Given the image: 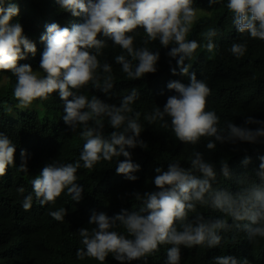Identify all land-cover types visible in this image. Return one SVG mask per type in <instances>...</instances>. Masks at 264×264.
Listing matches in <instances>:
<instances>
[{
	"label": "clouds",
	"instance_id": "1",
	"mask_svg": "<svg viewBox=\"0 0 264 264\" xmlns=\"http://www.w3.org/2000/svg\"><path fill=\"white\" fill-rule=\"evenodd\" d=\"M55 3L63 10V27L55 22L46 25L40 37L44 49L39 68H34L29 63H19L29 54L35 57L38 51L37 44L25 34L23 24L15 20L20 7L15 0H0V82L7 81V72L15 77L13 95L22 110L58 93L63 102L59 115L73 131L69 142L80 152L73 162L57 159L43 167L31 180L32 193L24 196L22 208L31 210L33 194L41 206L54 205L62 194L74 202L81 201L84 188L78 183V170L93 169L102 161L112 162L114 157L126 158L116 161L117 174L131 181L138 179L134 173L141 170V165L133 162L128 149L148 147L141 138V112L133 107L141 93L136 87L125 94L113 92L117 83L113 66L120 65L129 80L141 79L156 73L157 64H163L160 45L171 46L167 55L178 58L179 66V70L173 67L171 71L183 76L165 81L161 94L172 95L163 107H153L143 119L150 125L170 129L176 140L193 146L187 166L174 160L167 170L156 168L153 182L157 190L132 194L138 208H124L113 216L93 212L88 221L90 227L77 230L83 247L76 250V259L105 264L111 256L121 264H147L154 253L163 252L164 264H181L182 247L212 249L228 240L235 244L240 234L253 245L264 241V155L258 157L260 163L251 173L234 176L227 160L208 159L195 147L203 142L206 150L214 152L217 144H258L264 138V119L249 115L242 125L232 120L221 124V116L209 107L212 88L205 78H197L198 66L193 67L190 61L198 48L212 53L219 33L209 27L202 33L204 43L189 39L194 25L203 19L198 15L201 9L196 6L197 0ZM208 5L210 10L216 5L226 8L231 24L242 37L247 34L252 40L264 41V0H208ZM157 40V51H153L149 44ZM248 47L247 39L234 40L228 52L239 60ZM85 89L103 92L109 102L96 94L89 97ZM16 151L12 137L0 131V177L6 175L9 166L15 167ZM20 156L18 170L27 175V150L21 149ZM242 163L247 166L251 157L246 155ZM223 180L232 181L235 187L224 186ZM17 192L23 194L24 187L17 188ZM202 209L220 215L206 216ZM47 214L63 222L68 209L61 206ZM162 245L169 247L164 251ZM238 250L241 258L250 252L244 240ZM212 261L249 264L247 258L241 261L229 254L217 255Z\"/></svg>",
	"mask_w": 264,
	"mask_h": 264
},
{
	"label": "trees",
	"instance_id": "2",
	"mask_svg": "<svg viewBox=\"0 0 264 264\" xmlns=\"http://www.w3.org/2000/svg\"><path fill=\"white\" fill-rule=\"evenodd\" d=\"M20 7V14L15 18L24 26L25 34L37 44L35 57L29 54L28 58L19 63H29L39 68V61L44 49L40 40L46 31V25L59 23L63 27V10L55 0H15ZM196 6L201 9L198 15L202 16L189 39H196L204 43L202 33L209 27H215L219 35L214 38L216 49L209 53L202 47L198 48L190 63L198 66L200 77L205 78L212 88L209 98V107L221 116V124L225 120H232L237 125L244 124L246 116L264 119V41L252 40L244 34L242 37L231 24V14L226 8L219 5L214 10L208 9V0H197ZM248 40V51L244 57L237 60L228 48L234 40ZM149 46L157 51L156 43ZM169 48L160 45V60L158 71L149 73L141 79L129 80L121 71L120 65L115 64L113 71L117 83L112 90L125 94L132 87L139 89L140 99L133 107L141 112V123L144 130L141 138L148 145L147 148H129L131 159L141 165V170L134 173L137 180L131 181L123 174H117L116 161L126 159L124 156L114 157L112 162L102 161L93 169L78 170L77 175L83 188V199L74 202L71 197L62 194L57 202L41 206L33 194V207L29 211L22 208L24 196L32 193L31 180L38 175L43 167L54 160L73 162L79 158L80 152L69 142L73 132L63 121L59 112L63 102L59 94H53L46 101L34 102L28 109L17 107L18 101L13 95L15 77L11 72L4 73L8 79L0 82V131L5 132L17 144L15 167L9 166L5 176L0 177V264H99L98 261L86 258L83 261L76 259V250L83 245L77 230L88 227V221L93 212H105L113 216L127 208H138L139 203L134 199L133 193L157 190L153 182L155 169L167 170L168 164L180 160L184 166L193 151L192 145H184L175 139L170 129L159 125H150L143 119V115L150 112L153 107H163L169 93L161 94V87L165 81L176 80L183 75H174L173 67L179 70L178 58L167 55ZM188 61H186L187 63ZM159 63V62H158ZM170 63V65H167ZM39 71V69H37ZM42 73V72H41ZM203 73V75H202ZM43 74V73H42ZM90 97L98 95L109 102V97L103 92L92 89L84 90ZM115 99L113 96L110 101ZM39 107L43 110H40ZM11 108V112H9ZM256 128L258 125H249ZM112 129H106L111 131ZM76 132L79 133V130ZM82 139V138H81ZM205 153L206 158L213 161L225 159L234 176L242 173H251L260 161L259 156L264 155V138L258 144L237 142L236 144H217L214 152L203 147V142L195 146ZM21 149L28 153L29 173L26 175L18 170L21 164ZM251 157V163L245 166L242 161L245 156ZM224 186L235 187L232 181L223 180ZM23 186L25 192L20 194L17 188ZM61 206L68 209L63 222L54 220L47 213ZM205 211L206 216H218L220 213ZM90 227V226H89ZM239 242L233 244L228 240L221 246L207 249L206 247L181 248V264H213V257L222 254L234 255L242 261L247 258L249 264H264V241L253 245L243 234ZM245 241L249 254L241 258L238 250L239 244ZM167 245L160 248L166 251ZM166 254L156 252L147 264H164ZM105 264H121L109 256ZM131 264H144L143 261H132Z\"/></svg>",
	"mask_w": 264,
	"mask_h": 264
},
{
	"label": "rangeland",
	"instance_id": "3",
	"mask_svg": "<svg viewBox=\"0 0 264 264\" xmlns=\"http://www.w3.org/2000/svg\"><path fill=\"white\" fill-rule=\"evenodd\" d=\"M3 82V79L1 80V83Z\"/></svg>",
	"mask_w": 264,
	"mask_h": 264
}]
</instances>
